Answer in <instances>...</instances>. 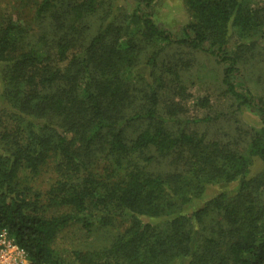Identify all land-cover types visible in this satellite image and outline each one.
Here are the masks:
<instances>
[{
    "label": "trees",
    "instance_id": "obj_1",
    "mask_svg": "<svg viewBox=\"0 0 264 264\" xmlns=\"http://www.w3.org/2000/svg\"><path fill=\"white\" fill-rule=\"evenodd\" d=\"M129 1L18 0L25 17L0 16V238L29 264H264V171L250 175L264 97L244 72L264 61V0H185L179 35L157 0ZM197 51L223 65L232 100L198 120L233 118L217 137L180 125L174 96L190 95ZM44 171V190L21 177ZM221 183L234 188L207 193ZM77 223L86 238L66 256L58 241ZM98 229L110 236L88 243Z\"/></svg>",
    "mask_w": 264,
    "mask_h": 264
},
{
    "label": "rangeland",
    "instance_id": "obj_2",
    "mask_svg": "<svg viewBox=\"0 0 264 264\" xmlns=\"http://www.w3.org/2000/svg\"><path fill=\"white\" fill-rule=\"evenodd\" d=\"M123 6L128 7L129 10L132 9V3L129 0H120ZM18 0H0V16L13 15L15 18H23L24 13L18 8ZM155 15L157 22L164 28L172 31L175 35H179L183 26L189 23L192 18L187 10L185 0H157ZM131 29H136V24L127 22V27ZM240 40L238 37L233 38L232 42L236 43ZM196 61L191 68L187 71H183L182 81L183 85L186 87V92L190 95L179 96L175 95L176 100L180 102V105L185 106V112L179 114L181 120L180 125L187 127L192 130L202 131L204 129H210L213 132V137H217V131L228 128L230 123H233V118L223 116L211 122L198 121L203 118L206 114H214V111H229L230 103L232 100L229 96L221 95L224 89L222 83V69L223 65L218 61L216 56L204 52L197 51L195 53ZM259 59L252 60L247 66L246 71L244 70L248 86L252 91L258 95L264 97V61H259ZM174 93L171 94L173 96ZM205 98H209L210 104L213 107L207 108V106H202L199 101ZM212 109V110H209ZM213 111V112H212ZM238 116L241 120L247 124L254 127H259L260 118L256 112L250 107H243L241 112H238ZM188 122V124H187ZM179 125V124H177ZM220 127L216 131V127ZM264 171V162L259 158L255 157L253 165L251 167L250 175H256ZM22 179L28 183L31 188L44 190L49 187V183L55 177L53 173H48L47 171L42 172L38 175H32L28 172H23L21 174ZM231 184H215L209 185L207 187V193L212 194L214 192L218 193L221 190H227L234 188ZM199 202H196L198 204ZM111 233L115 232L113 227L109 230ZM110 234L108 231L103 229H98L90 236L88 243L102 241L108 238ZM84 230L81 231L79 224H75L67 228L61 235L58 244L60 250L64 255L69 256L72 247L82 246L85 241ZM7 239V237H6ZM20 256L16 253H12V256ZM29 262V259H27ZM30 263V262H29Z\"/></svg>",
    "mask_w": 264,
    "mask_h": 264
},
{
    "label": "built area",
    "instance_id": "obj_3",
    "mask_svg": "<svg viewBox=\"0 0 264 264\" xmlns=\"http://www.w3.org/2000/svg\"><path fill=\"white\" fill-rule=\"evenodd\" d=\"M0 244L3 245V249L0 252V264H29L26 252L10 239H6L5 234L1 236ZM12 253L20 256H12Z\"/></svg>",
    "mask_w": 264,
    "mask_h": 264
}]
</instances>
